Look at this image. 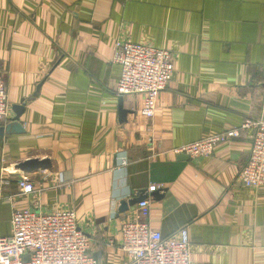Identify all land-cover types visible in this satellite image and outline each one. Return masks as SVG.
Returning <instances> with one entry per match:
<instances>
[{"label": "crops", "instance_id": "1", "mask_svg": "<svg viewBox=\"0 0 264 264\" xmlns=\"http://www.w3.org/2000/svg\"><path fill=\"white\" fill-rule=\"evenodd\" d=\"M119 39L173 55L151 119L141 97L115 93ZM0 78L10 107L0 127L24 108L23 133L0 137V237L14 210L73 211L97 264H126L119 230L137 205H119L164 185L147 222L164 238L186 229L191 264H264V187L238 181L251 131L208 158L170 152L259 118L264 0H0ZM30 159L51 169L25 174L35 193L18 197L14 167Z\"/></svg>", "mask_w": 264, "mask_h": 264}, {"label": "built area", "instance_id": "2", "mask_svg": "<svg viewBox=\"0 0 264 264\" xmlns=\"http://www.w3.org/2000/svg\"><path fill=\"white\" fill-rule=\"evenodd\" d=\"M113 62L121 68L116 95L141 97L140 113L151 119L155 115L159 95L172 81L173 55L146 43L119 39L115 41ZM9 111L7 94L0 78V121L8 117ZM246 129L251 131V147L238 181L245 189H259L264 187V80L257 120L244 123L238 129L206 135L170 152L192 159L208 158L217 144L238 138L240 131ZM18 187V197L35 193L25 174L20 176ZM163 191L164 185L150 186L144 193L147 197L137 204V219L121 225L118 249L126 257V264H191L186 229L164 238L147 222L151 195ZM89 247L90 241L79 229L73 211L42 213L35 207H27L13 211L10 235L0 237V264H97Z\"/></svg>", "mask_w": 264, "mask_h": 264}, {"label": "water", "instance_id": "3", "mask_svg": "<svg viewBox=\"0 0 264 264\" xmlns=\"http://www.w3.org/2000/svg\"><path fill=\"white\" fill-rule=\"evenodd\" d=\"M39 87L37 88V90ZM121 102V97H120ZM13 113L15 114L14 118L10 121L9 125L5 127H0V137L3 136V133H13V134H20L23 133V129L19 123L20 117L23 113L24 108L22 106H14ZM125 111L120 108V117L124 118ZM181 160L189 159L186 155H181L179 158ZM14 169L20 174H32L38 171H44L51 169V163L49 160H37V159H30L15 165ZM142 199L136 198L128 202H121L119 205V213H125L130 207L137 205Z\"/></svg>", "mask_w": 264, "mask_h": 264}]
</instances>
